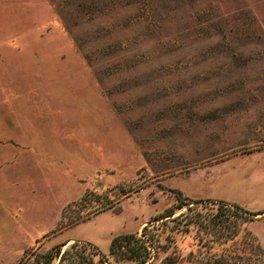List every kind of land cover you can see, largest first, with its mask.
<instances>
[{"label":"rangeland","instance_id":"obj_1","mask_svg":"<svg viewBox=\"0 0 264 264\" xmlns=\"http://www.w3.org/2000/svg\"><path fill=\"white\" fill-rule=\"evenodd\" d=\"M179 199L147 264H264V0H0V264Z\"/></svg>","mask_w":264,"mask_h":264},{"label":"trees","instance_id":"obj_2","mask_svg":"<svg viewBox=\"0 0 264 264\" xmlns=\"http://www.w3.org/2000/svg\"><path fill=\"white\" fill-rule=\"evenodd\" d=\"M193 203L194 202H191L188 199H179L174 207L168 208L157 218L147 222V224L142 227L140 235L131 233L114 236L110 241L108 254L111 255L115 261H119V264H147L153 252L151 246L157 236V222L162 224L163 222L170 220L169 218H175V220H178L183 214L181 213L178 216L173 217L176 214V211L184 207H187V210H190L189 206ZM111 207L112 204H107L102 208L108 209ZM217 208V213L214 218H212V221L214 226L222 230L228 228L229 213L234 214L241 224L250 222L254 217L259 215L258 213L247 212L237 205L224 202H220ZM99 211L100 210H94L93 213ZM62 218H64V214H62ZM83 220H85V217H75L69 221L67 226H73ZM231 226L237 228L238 224L234 223L229 227ZM233 235H236V231L235 233L230 234L228 238H233ZM67 243L68 242H65L64 244L53 247L45 253L35 255L34 260L36 264H64L65 262L70 264H106L105 257L100 254L95 246L88 243L81 244L74 242L62 251ZM256 248L263 256V251H261L258 246H256Z\"/></svg>","mask_w":264,"mask_h":264}]
</instances>
